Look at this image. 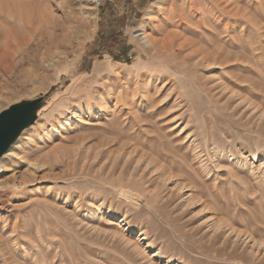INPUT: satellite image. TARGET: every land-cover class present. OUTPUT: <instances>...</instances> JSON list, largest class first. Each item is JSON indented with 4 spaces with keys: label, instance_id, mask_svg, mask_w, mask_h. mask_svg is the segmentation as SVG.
<instances>
[{
    "label": "rangeland",
    "instance_id": "374dc122",
    "mask_svg": "<svg viewBox=\"0 0 264 264\" xmlns=\"http://www.w3.org/2000/svg\"><path fill=\"white\" fill-rule=\"evenodd\" d=\"M35 98L0 264H264V0H0V111Z\"/></svg>",
    "mask_w": 264,
    "mask_h": 264
},
{
    "label": "water",
    "instance_id": "95a60500",
    "mask_svg": "<svg viewBox=\"0 0 264 264\" xmlns=\"http://www.w3.org/2000/svg\"><path fill=\"white\" fill-rule=\"evenodd\" d=\"M40 99L23 100L0 111V158L20 133L36 119Z\"/></svg>",
    "mask_w": 264,
    "mask_h": 264
},
{
    "label": "built area",
    "instance_id": "2783aa9c",
    "mask_svg": "<svg viewBox=\"0 0 264 264\" xmlns=\"http://www.w3.org/2000/svg\"><path fill=\"white\" fill-rule=\"evenodd\" d=\"M90 5L95 9H101L106 5L112 3L114 0H88Z\"/></svg>",
    "mask_w": 264,
    "mask_h": 264
},
{
    "label": "bare ground",
    "instance_id": "6f19581e",
    "mask_svg": "<svg viewBox=\"0 0 264 264\" xmlns=\"http://www.w3.org/2000/svg\"><path fill=\"white\" fill-rule=\"evenodd\" d=\"M132 154V153H131ZM130 157H131V155H129ZM128 155H127V158L129 157ZM129 160H131V159H129ZM149 162V161H148ZM146 166H148V165H146Z\"/></svg>",
    "mask_w": 264,
    "mask_h": 264
},
{
    "label": "trees",
    "instance_id": "16d2710c",
    "mask_svg": "<svg viewBox=\"0 0 264 264\" xmlns=\"http://www.w3.org/2000/svg\"><path fill=\"white\" fill-rule=\"evenodd\" d=\"M117 60H120V58H116Z\"/></svg>",
    "mask_w": 264,
    "mask_h": 264
}]
</instances>
